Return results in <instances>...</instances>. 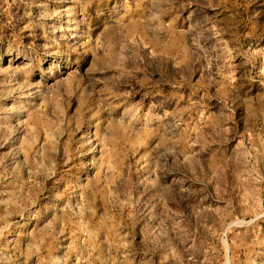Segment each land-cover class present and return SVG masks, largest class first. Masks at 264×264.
<instances>
[{"label":"rangeland","instance_id":"rangeland-1","mask_svg":"<svg viewBox=\"0 0 264 264\" xmlns=\"http://www.w3.org/2000/svg\"><path fill=\"white\" fill-rule=\"evenodd\" d=\"M0 264H264V0H0Z\"/></svg>","mask_w":264,"mask_h":264}]
</instances>
